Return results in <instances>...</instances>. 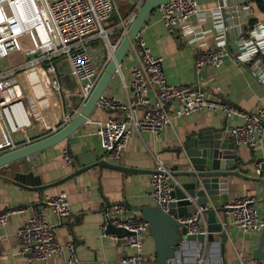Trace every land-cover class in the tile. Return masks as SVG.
Listing matches in <instances>:
<instances>
[{"label":"crops","instance_id":"obj_1","mask_svg":"<svg viewBox=\"0 0 264 264\" xmlns=\"http://www.w3.org/2000/svg\"><path fill=\"white\" fill-rule=\"evenodd\" d=\"M230 5L241 3V10L234 18L227 13L229 26H225L222 11L215 9L220 6L219 0H204L201 6L205 9L199 16L188 23L180 25L174 32H170L160 19L158 9H155L143 25L141 36L146 39L156 56L163 58L167 80L174 84L201 85L209 98L222 99L246 112L254 113L264 107V84L252 75V64L234 61L238 52L236 39L239 32L246 31L259 18L257 9L249 3L247 8L243 0H227ZM250 2V0H245ZM117 14L105 26L111 29L110 43L117 45L122 39V30L117 27L120 19L129 17L137 10L136 0H115ZM245 19L243 23L241 20ZM260 20V19H259ZM225 27H228L226 30ZM224 39L230 49L231 56H227L225 63L217 69H204L199 74L195 70V58L198 52L215 50L218 41ZM89 51L101 73L106 69L110 60V46L101 38L94 36L88 41ZM8 58V62L0 61V72L15 64L27 61L22 51L6 54L0 49V59ZM8 64V66H7ZM135 53L130 52L124 58L119 72L110 81L105 95H111L125 102L128 97V85L131 80L133 67L136 65ZM59 77L62 90L52 95L55 106L35 118V127L25 133H19L15 140L19 144H27L46 134L45 123H52L56 118L68 114L74 116L81 102L80 87L76 81L71 66L66 59H58ZM7 66V67H6ZM11 70V69H7ZM5 86L0 95L17 97L23 93L26 99L32 97L25 81L23 72L18 71L10 78L0 80ZM180 105L172 101L168 105L172 122L168 124L159 140L151 132H134L130 137L127 148L119 160L107 157L98 135L97 122L107 118L117 117L118 113L98 108L91 114L89 121L74 132L67 140L39 152L41 163L33 167L26 159L11 164L9 169H0V212L37 204L48 220L55 225L59 240L62 243H75L81 264H117L123 262L126 255L132 253L124 241L116 234H103L101 227L105 222L106 213L114 203H123L128 209L127 215L140 214L138 207L155 206L149 196L151 173L156 167V159L166 162L171 171L180 170V160L177 149L189 133L202 127L215 126L229 128L242 120L240 117L228 118L223 112L218 113L200 110L190 116L178 117L174 115ZM139 115L143 110H139ZM260 148L253 153L249 146L238 145L244 165L236 162L234 167L227 168L238 175L229 176V200L239 196L256 195L259 197V208L264 218V189L261 183L254 182L259 164L254 160L264 159V130ZM8 147L0 144V153L7 152ZM68 150L74 158L68 164L63 153ZM134 168L122 171L107 167L104 163ZM251 163V164H249ZM21 168L34 171L41 177L42 185L46 189L33 191L14 181L15 173ZM66 192L70 202L71 215L60 220L53 215L45 205L48 195ZM28 212H17L10 217L6 226H0V264H69L68 252L56 255L48 261L37 260L30 263L19 253L20 240L18 228L29 218ZM228 240L224 252L220 246H214L216 256L207 257L210 250L207 246L206 257H202V264H264V259L257 256L262 231L244 232L235 227L228 218ZM216 240L221 235H215ZM145 263L151 264L156 259L155 240L150 233L144 243ZM200 264V263H199Z\"/></svg>","mask_w":264,"mask_h":264},{"label":"built area","instance_id":"obj_2","mask_svg":"<svg viewBox=\"0 0 264 264\" xmlns=\"http://www.w3.org/2000/svg\"><path fill=\"white\" fill-rule=\"evenodd\" d=\"M145 1L136 0L137 10L118 21L117 27L122 30V39ZM202 1L204 0L165 1L158 8L160 19L170 32H174L180 25L188 23L205 10L201 6ZM222 1L215 9L222 11L224 8L226 15L230 14L231 18L241 10V3L230 5L227 0ZM243 1L249 9V2ZM116 14L115 0H0V49L6 54L22 51L27 58V61L11 70L1 71L0 80L21 71L32 93L28 100L23 93L13 98L6 94L0 95V144L8 147L7 152L23 145L15 140L17 134L33 129L35 118L42 117L44 112L55 106L52 95L62 90L58 59H66L71 66L79 83L81 102L86 103L102 74L89 51L88 41L94 36L104 40L110 46L111 58L119 43L111 45V29L105 26V22ZM241 21L244 23L245 19L242 18ZM225 28L228 30V27ZM27 37L31 39V46L23 48L21 41ZM218 42L215 50L196 54L194 62L197 74L204 69H217L225 63L226 57L230 55L227 42L224 39ZM236 42L238 52L233 57L234 61L251 63L252 75L264 84V22L256 17L252 27L239 32ZM130 45L137 64L132 70L127 99L123 102L114 96L103 94L97 104L101 111L111 110L118 113L117 117L97 122L96 134L107 157L114 161L121 159L134 132L149 131L160 140L164 128L172 122L168 109L172 101H177L180 105L174 113L178 117L190 116L200 110L215 113L221 111L228 118L240 117L242 121L227 131L234 138L236 146L245 144L256 153L263 140L264 107L254 113L246 112L222 99L209 98L201 85L171 83L167 80L163 58L153 53L141 34ZM4 87L0 85V92ZM140 109L143 110L142 115L138 113ZM72 117L66 114L52 123L46 122V134L43 137L51 136L67 126ZM63 158L68 164L74 161L68 150L64 151ZM9 167L5 166L6 169ZM151 174L149 196L156 207L169 212L170 204L174 201L172 191L179 182L166 162L159 158L156 159V167ZM44 202L49 211L60 220L72 214L68 195L64 191L48 195ZM224 207L232 225L244 232H259L264 229L258 196H239L227 202ZM207 208L208 206H202L184 218L190 234L207 233L206 220L204 217L200 218ZM110 209L106 213L101 231L106 235L108 226L112 223L128 232L121 239L132 253L126 255L123 262L144 264V243L151 231L149 222L140 216L127 215L128 209L123 203H114ZM17 212L30 214L17 231L20 240L19 253L30 263L37 260L48 261L56 255L68 252L69 264H81L75 243H62L59 240L55 225L37 204L0 212V226H6L10 217ZM201 258L200 264L203 261Z\"/></svg>","mask_w":264,"mask_h":264},{"label":"water","instance_id":"obj_3","mask_svg":"<svg viewBox=\"0 0 264 264\" xmlns=\"http://www.w3.org/2000/svg\"><path fill=\"white\" fill-rule=\"evenodd\" d=\"M165 1L169 0H146L141 5L128 33L120 41L108 61L93 92L86 103L80 105L70 123L51 136L39 138L15 150L0 154V169L24 159L29 161L34 168L37 167L41 163L39 152L67 140L89 121V117L97 108L99 98L105 94L110 81L119 72L124 58L130 52L132 40L141 34L149 15ZM219 2L220 5L223 3L222 0ZM222 14L224 24L228 26L224 8ZM227 48L230 52L228 45ZM176 151L181 161L180 170L172 171V173L179 185L172 191L174 201L170 204L169 212L149 205L137 208L140 211L138 216L149 222L151 234L155 240L156 259L151 264H199L201 256L206 257L207 246L210 248L207 253L208 258L216 256L214 246H220L221 252H224L228 240L226 227L228 217L224 207L230 201L228 180L229 176H237L239 173L227 170V168L234 167L236 162L248 164L239 156L238 146L226 127L208 126L189 133ZM253 164L260 166L259 172L256 170L257 177L253 180L261 183L264 189V159L254 160ZM104 165L122 171L135 170L109 162ZM14 181L33 191L43 192L46 189L42 185L41 177L32 170L26 171L21 168L15 173ZM202 206H208L200 216V218H205L208 231L198 235L190 234L183 220ZM107 233H113L122 238L128 232L110 223ZM216 234L221 235L219 240H216ZM259 245L257 256L264 259V229Z\"/></svg>","mask_w":264,"mask_h":264},{"label":"trees","instance_id":"obj_4","mask_svg":"<svg viewBox=\"0 0 264 264\" xmlns=\"http://www.w3.org/2000/svg\"><path fill=\"white\" fill-rule=\"evenodd\" d=\"M249 3L257 9L259 19L264 22V0H250Z\"/></svg>","mask_w":264,"mask_h":264},{"label":"rangeland","instance_id":"obj_5","mask_svg":"<svg viewBox=\"0 0 264 264\" xmlns=\"http://www.w3.org/2000/svg\"><path fill=\"white\" fill-rule=\"evenodd\" d=\"M22 47L23 48H28V47H30L31 46V39L29 38V37H27V38H24L22 41ZM1 60H4L5 62H8V58H3V59H0V61ZM7 66H8V64H7ZM6 66V67H7ZM16 65L15 64H13L12 66H8L9 68H7V69H13V67H15ZM7 69H5V71L7 70Z\"/></svg>","mask_w":264,"mask_h":264}]
</instances>
